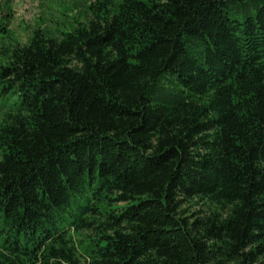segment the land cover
I'll use <instances>...</instances> for the list:
<instances>
[{
	"label": "trees",
	"instance_id": "16d2710c",
	"mask_svg": "<svg viewBox=\"0 0 264 264\" xmlns=\"http://www.w3.org/2000/svg\"><path fill=\"white\" fill-rule=\"evenodd\" d=\"M0 18V264H264V0H90Z\"/></svg>",
	"mask_w": 264,
	"mask_h": 264
},
{
	"label": "rangeland",
	"instance_id": "374dc122",
	"mask_svg": "<svg viewBox=\"0 0 264 264\" xmlns=\"http://www.w3.org/2000/svg\"><path fill=\"white\" fill-rule=\"evenodd\" d=\"M85 2L90 0H0V18L9 17L12 37L25 43L37 26L52 29L67 20L63 12L73 8V14H81Z\"/></svg>",
	"mask_w": 264,
	"mask_h": 264
}]
</instances>
